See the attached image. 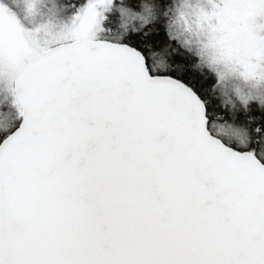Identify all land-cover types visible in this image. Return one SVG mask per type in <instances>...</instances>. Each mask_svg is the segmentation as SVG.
Segmentation results:
<instances>
[{
    "label": "snow or ice",
    "instance_id": "6c2138e0",
    "mask_svg": "<svg viewBox=\"0 0 264 264\" xmlns=\"http://www.w3.org/2000/svg\"><path fill=\"white\" fill-rule=\"evenodd\" d=\"M0 264H264V0H0Z\"/></svg>",
    "mask_w": 264,
    "mask_h": 264
}]
</instances>
